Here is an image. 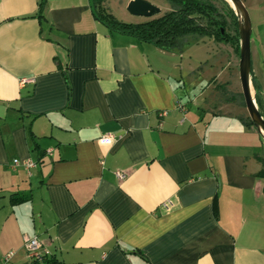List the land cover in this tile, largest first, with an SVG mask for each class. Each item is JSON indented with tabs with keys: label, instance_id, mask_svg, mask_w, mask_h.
Wrapping results in <instances>:
<instances>
[{
	"label": "crops",
	"instance_id": "1",
	"mask_svg": "<svg viewBox=\"0 0 264 264\" xmlns=\"http://www.w3.org/2000/svg\"><path fill=\"white\" fill-rule=\"evenodd\" d=\"M39 1L0 0V264H30L33 235L51 252L33 264H264L246 109L192 93L175 48L108 30L88 0H45L41 18ZM250 57L261 113L264 17Z\"/></svg>",
	"mask_w": 264,
	"mask_h": 264
},
{
	"label": "rangeland",
	"instance_id": "2",
	"mask_svg": "<svg viewBox=\"0 0 264 264\" xmlns=\"http://www.w3.org/2000/svg\"><path fill=\"white\" fill-rule=\"evenodd\" d=\"M128 1L103 0V5L116 19L126 23H140L158 17L170 10V5L166 0H147L158 7L160 13L152 17L135 16L127 11ZM213 1L220 16L225 18L227 22L224 31L229 34V41L227 43L217 42L208 36L190 38L183 44L182 48L175 49L178 55L177 63L180 67L182 66L185 84L189 85L192 83L189 87L192 93H201L203 97H210L211 93L216 89L222 94L224 99L228 100L231 96H234V104L245 109L238 71L237 27L234 25L227 7L220 0ZM241 1L248 10L254 34L257 30L258 22L264 17V0ZM227 4L232 9L230 3L227 2ZM209 82L213 86L207 88L206 86ZM215 84L218 85L216 86ZM225 84H229L230 90H226ZM251 90L255 100L252 83ZM261 113L264 114V112Z\"/></svg>",
	"mask_w": 264,
	"mask_h": 264
},
{
	"label": "trees",
	"instance_id": "3",
	"mask_svg": "<svg viewBox=\"0 0 264 264\" xmlns=\"http://www.w3.org/2000/svg\"><path fill=\"white\" fill-rule=\"evenodd\" d=\"M88 1L93 17L108 30L133 36L140 41L153 43L164 50L182 48L188 39L202 36L211 37L217 42L227 43L229 41L230 36L224 31L227 22L225 18L220 16L213 0H166L170 5L169 11L140 23L119 21L104 7L103 0ZM220 2L227 7L233 23L237 27L234 11L225 0H220ZM44 3L45 0L39 1L37 12L39 18L42 17ZM221 29H223V33ZM236 38L239 53L238 34ZM251 82L254 86L252 77ZM231 98H234V96H231ZM242 121L246 127L255 130L248 116ZM29 198L30 194L26 193L13 194L10 199L12 203H19Z\"/></svg>",
	"mask_w": 264,
	"mask_h": 264
},
{
	"label": "water",
	"instance_id": "4",
	"mask_svg": "<svg viewBox=\"0 0 264 264\" xmlns=\"http://www.w3.org/2000/svg\"><path fill=\"white\" fill-rule=\"evenodd\" d=\"M230 3L237 20V34L239 43V81L241 94L247 116L252 122L256 132L264 138V116L261 115L251 90V57H250V38L251 20L248 10L241 0H225ZM127 11L135 16L152 17L160 13V9L147 0H129ZM223 33V29H221Z\"/></svg>",
	"mask_w": 264,
	"mask_h": 264
},
{
	"label": "built area",
	"instance_id": "5",
	"mask_svg": "<svg viewBox=\"0 0 264 264\" xmlns=\"http://www.w3.org/2000/svg\"><path fill=\"white\" fill-rule=\"evenodd\" d=\"M25 81L26 79H23V82ZM115 139H116V136L109 133V134H105L101 136L98 139V142L102 144H110ZM46 152L50 153L51 149L46 150ZM12 163L15 166L16 165L22 166L27 171L28 174L31 173V169L35 167L36 165V162L32 160L31 158H27L24 160L14 158L12 160ZM115 175L118 179H124L126 177V174L122 171H116ZM24 248H25L28 262L30 264H33L41 260L49 259V257L51 256V252L45 246L41 244L40 240L38 239L36 235L29 236V237L27 236L24 238ZM12 255H13V252L6 253L3 256L2 263H6L11 258Z\"/></svg>",
	"mask_w": 264,
	"mask_h": 264
}]
</instances>
